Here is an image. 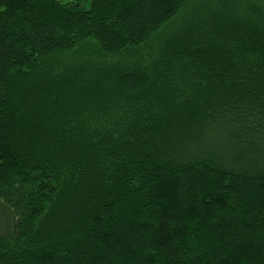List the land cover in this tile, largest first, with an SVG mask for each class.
<instances>
[{
    "label": "trees",
    "instance_id": "16d2710c",
    "mask_svg": "<svg viewBox=\"0 0 264 264\" xmlns=\"http://www.w3.org/2000/svg\"><path fill=\"white\" fill-rule=\"evenodd\" d=\"M0 0V264H264L263 0Z\"/></svg>",
    "mask_w": 264,
    "mask_h": 264
},
{
    "label": "rangeland",
    "instance_id": "374dc122",
    "mask_svg": "<svg viewBox=\"0 0 264 264\" xmlns=\"http://www.w3.org/2000/svg\"><path fill=\"white\" fill-rule=\"evenodd\" d=\"M85 4L87 5V7H89L90 5V1L89 0H84ZM264 2V0H263ZM8 219L6 213L3 211V208H0V228L3 227V223H6V220Z\"/></svg>",
    "mask_w": 264,
    "mask_h": 264
}]
</instances>
